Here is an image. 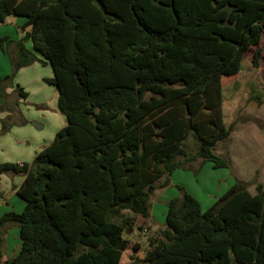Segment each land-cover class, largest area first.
<instances>
[{"label":"trees","instance_id":"1","mask_svg":"<svg viewBox=\"0 0 264 264\" xmlns=\"http://www.w3.org/2000/svg\"><path fill=\"white\" fill-rule=\"evenodd\" d=\"M9 17L27 22L12 73L0 80V113L8 89L28 99L14 79L40 63L53 70L45 82L59 92L66 126L31 164L0 163V175L25 177L26 203L0 218L21 237L19 253L4 263L0 253V264H120L126 230L150 218L154 192L175 171L198 159L229 168L213 153L232 132L222 80L253 49L260 67L264 0H0V24ZM4 43L13 41L0 39L7 54ZM179 189L134 264H264L262 184L252 193L236 181L206 211Z\"/></svg>","mask_w":264,"mask_h":264},{"label":"rangeland","instance_id":"2","mask_svg":"<svg viewBox=\"0 0 264 264\" xmlns=\"http://www.w3.org/2000/svg\"><path fill=\"white\" fill-rule=\"evenodd\" d=\"M19 34L20 31L13 26L0 27V39L9 38L15 43ZM13 43H4L5 49L9 52L5 56L10 60L11 70L9 74H3L5 72L0 62V80L12 73L11 46ZM27 45L31 48L30 42ZM259 48L262 51L259 68H255L252 63L253 49L246 54L242 71L235 77L222 80L224 123L232 128V132L227 140L218 143L213 148V153L226 160L229 168L213 169L211 163L203 164V160L198 159L187 162V168L178 171L182 172L180 174H184V176H189L190 179L186 177L180 179V184L176 185L174 190L178 192L179 196L183 192L179 188L184 189L187 193L190 192L189 194L199 201L204 211L222 197L236 181L244 183L252 193H256V185L264 186V37ZM14 49L13 54L16 53L17 47ZM16 78L17 76L13 83L15 87L18 82ZM14 89H8V96L3 99L4 112L0 114L7 113V115L0 120V137L12 130L17 132L22 126L28 125L36 131L40 130L39 134H42L47 140L49 135L45 134L48 129L41 130L42 123H39L38 120L44 117L42 110L47 106L36 102L35 97L19 100ZM20 101L22 102L20 103ZM8 116H11L10 120H7ZM2 120H6L5 122L9 126V130L5 134H2ZM57 123V119L52 122V124ZM58 127L56 128L59 129ZM56 134L54 135L56 136ZM55 136L52 139H55ZM197 143L193 134L186 141L188 157L196 153ZM123 214L124 217L132 216L129 212H123ZM115 221L122 222L121 219ZM140 227L148 228L149 232L143 233ZM151 237L150 227H146V223H143L141 219L133 228H128L125 238L130 244L128 250L124 252L120 264H134V257L143 259L149 249ZM135 245L139 246V250L135 249Z\"/></svg>","mask_w":264,"mask_h":264},{"label":"crops","instance_id":"3","mask_svg":"<svg viewBox=\"0 0 264 264\" xmlns=\"http://www.w3.org/2000/svg\"><path fill=\"white\" fill-rule=\"evenodd\" d=\"M27 20L22 17H9L0 27L7 25L13 26L20 31L18 40L25 36L24 26ZM17 40V41H18ZM31 43V41H30ZM27 48L28 45L26 44ZM11 54L14 53L16 44H12ZM32 49V43L31 48ZM6 53L0 48V62L5 73L9 74L11 70L10 60L5 56ZM54 75L51 66H43L40 63H35L21 69L17 74V86L24 89L28 93V98L35 97L36 102L45 105L43 109L44 117L39 118V123H42V129H48L45 135H49L48 139H44L39 131L26 125L22 126L17 132L14 130L0 137V163H28L31 164L36 155L44 148L49 146L54 139L53 136L59 130L66 126L65 117L58 109V90L48 85L45 79H50ZM19 102V101H18ZM22 101H20L21 103ZM7 113L0 114V120L4 119ZM57 119V124H52L53 120ZM59 126L57 129L56 127ZM37 132V133H36ZM177 170L171 177V184L167 188H158L152 196L151 216L149 219L136 217L135 225L139 220L146 223V227H150L151 231L156 232L164 228L166 215L168 211V202L174 198H179L178 192L174 190L176 185L180 184V179L187 178L180 174ZM188 175H190L188 173ZM25 177L21 174L6 173L0 175V218L10 212L20 214L24 211L26 203L18 195V190L22 186ZM189 192V191H188ZM190 193V192H189ZM162 213V215H161ZM21 249L20 227L17 224H8L0 228V253L2 262L15 257Z\"/></svg>","mask_w":264,"mask_h":264},{"label":"built area","instance_id":"4","mask_svg":"<svg viewBox=\"0 0 264 264\" xmlns=\"http://www.w3.org/2000/svg\"><path fill=\"white\" fill-rule=\"evenodd\" d=\"M143 233H145V234L148 233V228H144Z\"/></svg>","mask_w":264,"mask_h":264},{"label":"water","instance_id":"5","mask_svg":"<svg viewBox=\"0 0 264 264\" xmlns=\"http://www.w3.org/2000/svg\"><path fill=\"white\" fill-rule=\"evenodd\" d=\"M32 27H33L32 25L29 26L28 30L32 29ZM35 126H38V124H35Z\"/></svg>","mask_w":264,"mask_h":264}]
</instances>
